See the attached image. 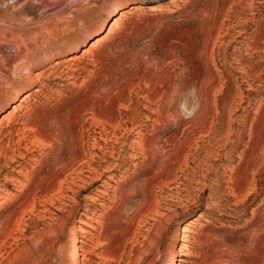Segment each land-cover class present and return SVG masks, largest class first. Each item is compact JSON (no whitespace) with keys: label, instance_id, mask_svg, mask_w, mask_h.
Masks as SVG:
<instances>
[{"label":"rangeland","instance_id":"1","mask_svg":"<svg viewBox=\"0 0 264 264\" xmlns=\"http://www.w3.org/2000/svg\"><path fill=\"white\" fill-rule=\"evenodd\" d=\"M36 2L0 0V264H264V0Z\"/></svg>","mask_w":264,"mask_h":264},{"label":"clouds","instance_id":"2","mask_svg":"<svg viewBox=\"0 0 264 264\" xmlns=\"http://www.w3.org/2000/svg\"><path fill=\"white\" fill-rule=\"evenodd\" d=\"M201 108V98L195 87L189 88L182 97L178 109L179 117L183 120H191L196 117ZM177 123L179 120L176 121Z\"/></svg>","mask_w":264,"mask_h":264},{"label":"bare ground","instance_id":"3","mask_svg":"<svg viewBox=\"0 0 264 264\" xmlns=\"http://www.w3.org/2000/svg\"><path fill=\"white\" fill-rule=\"evenodd\" d=\"M38 1V0H37ZM34 3V2H33ZM45 3V0H39V3L36 2V4H38L39 6L42 7V9L44 10V12H52L53 11V6H50V5H44ZM37 5V6H38ZM133 8V7H130V9ZM122 13L120 12L119 15H121ZM97 42V41H96ZM93 44V43H91ZM72 60V59H71ZM69 61H70V58H69ZM67 62V61H66ZM23 101V100H22ZM22 101L20 103H22ZM20 105L18 104L17 106H14L12 107V110L7 114V115H4L2 118H0V123L6 119L8 116H10L17 108H19ZM166 228V222H163L161 223V226L157 229H154L153 231H151L149 233V237L148 238H145V241H146V244H150L151 242V238L157 234L158 231H161V230H164ZM165 231V230H164ZM163 232V231H162ZM161 233V232H160ZM159 235V234H158ZM188 240V235H187V231H184L183 233V237H182V241L183 242H186ZM78 249V245L75 244V241L72 240V250L73 252L75 253V250ZM21 251V250H20ZM144 250L141 249V251L139 252L140 254L143 252ZM19 252V251H18ZM180 255H189L187 253V244H183V247H182V250H181V254ZM142 256V255H141ZM179 261H183L182 259H179ZM13 262V261H12ZM12 262H10L12 264ZM9 264V263H8Z\"/></svg>","mask_w":264,"mask_h":264}]
</instances>
